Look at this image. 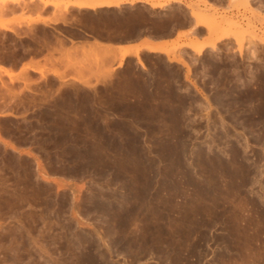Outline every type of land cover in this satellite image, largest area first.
Wrapping results in <instances>:
<instances>
[{"label": "rangeland", "instance_id": "obj_1", "mask_svg": "<svg viewBox=\"0 0 264 264\" xmlns=\"http://www.w3.org/2000/svg\"><path fill=\"white\" fill-rule=\"evenodd\" d=\"M168 1L69 6L58 21L38 0L0 12L19 36L28 19H45L27 35L53 34L56 46L27 62L62 75L63 89L30 94L32 69L0 60L13 74L0 70V264H264V0L220 11L207 0L165 10ZM184 5L236 21L240 42L229 35L194 60L177 58L185 71L139 56L144 69L128 59L116 73L97 52L59 42L63 25L83 22L116 37L166 34L189 20ZM10 35L0 30V40Z\"/></svg>", "mask_w": 264, "mask_h": 264}, {"label": "bare ground", "instance_id": "obj_2", "mask_svg": "<svg viewBox=\"0 0 264 264\" xmlns=\"http://www.w3.org/2000/svg\"><path fill=\"white\" fill-rule=\"evenodd\" d=\"M21 0H0V12L1 13H3V12H5V10L3 11V8L5 9L6 8V5H7V3L8 4H10V3H12V4H16V5H19V2H20ZM32 1V0H31ZM38 1H40L41 3H42V8H44L45 6H50V7H52V8H54L55 9V12H54V17H52V19H54L55 21H58V20H61L62 18H64V12H66L67 11V8L69 7V6H71V7H75V8H85V9H88V10H91V11H94V10H96V9H99V8H116V9H119L122 5H133L134 3H136V2H140V3H145L146 5L148 4L152 9L153 8H160L161 9V4L160 3H158V5H154V3L152 4H150V3H147L146 2V0H38ZM217 1V0H216ZM226 1V0H225ZM251 1L252 0H228L227 2H228V4L229 5H236L237 3H241V4H243L244 6H249V7H251L250 6V4H251ZM258 1H260V0H258ZM171 2H173V3H175V2H178L179 3V1H177V0H170V1H168L167 3H165V4H162L163 6V8H164V6L166 7V6H169V4L171 3ZM223 2V1H222ZM40 3V4H41ZM181 3V2H180ZM213 3V2H212ZM226 3V2H225ZM211 4V3H210ZM215 4V3H214ZM227 4V5H228ZM38 5V4H37ZM37 5H36V3H35V6H34V9L35 10H38L39 11V7H37ZM190 5V4H189ZM189 5H184V7H185V9L187 10H189L188 11V13H190L189 14V16H190V19L192 18V21H194V27H197V26H200L202 29H204L205 31L207 30V34H208V38L204 41V42H198V41H196L195 39L194 40H191V41H188L187 43H185L184 45H181V47H183V46H185L187 49H189L190 51H192V52H194L196 55H194V56H201V54L203 53V52H205V50L206 49H211L212 51H214V49H215V43L217 42V41H219V40H222V39H224V40H226L225 38H228L229 39V35H231V38H233L232 40L233 41H236V42H240V40H241V38H242V34H243V32H240V31H238V32H233V31H231L233 28H237V27H240L239 26V24L236 22V21H233V20H227L226 18H216V17H214V15H213V13L212 14H206L204 11L203 12H201L202 11V9H201V11H199V10H197V9H195V8H193L192 6H189ZM193 5V4H192ZM226 5V4H225ZM38 6H41V5H38ZM198 5H195V7H197ZM222 6V5H221ZM30 7V6H29ZM209 7V6H208ZM218 7V6H217ZM20 8V7H19ZM23 8V7H22ZM31 8V7H30ZM61 8V9H60ZM150 8V9H151ZM168 9L170 8V6L169 7H167ZM204 8V7H203ZM212 8V7H211ZM255 8V7H254ZM26 9V8H25ZM165 9V8H164ZM163 9V10H164ZM207 9H210V8H207ZM228 9V8H227ZM258 9V8H257ZM14 10V9H13ZM41 10V9H40ZM165 10H167V9H165ZM213 10V9H212ZM259 10V9H258ZM257 10V11H258ZM3 11V12H2ZM8 11H10V10H7L6 12H8ZM28 11H29V9H28ZM31 11H34L33 10V7H32V10ZM53 11V10H52ZM208 12H209V10H207ZM214 11V10H213ZM5 12V14H7ZM37 12V11H36ZM12 13V12H11ZM210 13H211V11H210ZM214 13H216V12H214ZM220 13V12H219ZM51 15V14H50ZM216 15V14H215ZM6 16V15H5ZM1 17V16H0ZM42 17V16H41ZM41 17H40V15H39V17L36 15V18L35 19H28L26 22H25V24L27 23V28H26V26H23V27H25V29H27V30H25L24 31V35L23 36H25L26 37V35L28 34V33H30V32H32L33 30H32V28H30L31 26V24L30 23H32V22H36L37 23V21H39V22H42V23H44V20H41ZM49 17H51V16H49ZM47 19V18H46ZM51 19V20H52ZM66 19V18H65ZM64 19V20H65ZM190 19H189V21H190ZM231 19V18H230ZM49 20V19H48ZM71 20V19H70ZM188 20V19H187ZM63 22V21H62ZM184 23V22H183ZM24 24V25H25ZM30 24V25H29ZM56 24V23H55ZM63 24V23H62ZM65 24V23H64ZM74 24H75V22H74ZM178 24V23H177ZM20 24H18V26H19ZM197 25V26H196ZM249 25V24H248ZM18 26H17V28H18ZM21 26V25H20ZM30 26V27H29ZM22 27V26H21ZM17 28L14 26V27H10L6 22H1L0 21V30H6V31H8L9 33H11V34H13V35H15V37H19V31H21L22 32V30H17ZM199 28V27H198ZM34 32V31H33ZM171 32V31H170ZM187 32V31H186ZM192 32V31H191ZM190 32V33H191ZM231 32H233L232 34H231ZM23 33V32H22ZM189 33V32H188ZM138 34V33H137ZM201 34V33H200ZM237 34V35H236ZM32 35H34V33H32ZM42 35V34H41ZM189 35H194V33H191V34H189ZM238 35H240V38H239V36ZM242 35V36H241ZM28 36V35H27ZM30 36H31V33H30ZM185 36V35H184ZM21 37V36H20ZM186 37H188V35H186ZM207 37V36H206ZM205 37V38H206ZM238 38V40H237V38ZM1 38V37H0ZM29 38V37H28ZM194 38V37H193ZM2 39V38H1ZM84 39V38H83ZM227 39V40H228ZM43 41V40H42ZM60 42V41H59ZM259 42V41H258ZM88 43V42H87ZM222 43V42H221ZM257 43V42H256ZM262 44H264V42H261ZM12 44V43H11ZM235 44H237V43H235ZM259 44H260V42H259ZM60 45V44H59ZM86 45V44H85ZM96 45V44H95ZM255 45V44H254ZM261 45V44H260ZM178 46V45H177ZM235 46V45H234ZM255 46H257V45H255ZM61 47V46H60ZM78 47V46H77ZM171 47H173V46H171ZM180 47V46H179ZM238 49H237V51L236 52H238L240 55L239 56H241V53H243V52H241V46L240 45H238ZM258 47V46H257ZM72 48V47H71ZM88 48V47H87ZM103 48H105V47H103ZM173 48H175L176 49V45H175V47H173ZM173 48H170V49H166V48H154V47H149V48H147L146 47V49L148 50L149 49V51H155V52H159V53H161V54H163V55H166L167 57H169L170 55H173V54H175L174 53V50H173ZM245 48V47H244ZM47 49V48H46ZM99 49V48H98ZM173 51H172V50ZM178 49V48H177ZM218 49V48H217ZM220 49V48H219ZM226 49H228V48H226ZM229 49H230V47H229ZM249 49V48H248ZM254 49V48H253ZM58 50H59V48H58ZM96 50H97V48H96ZM100 50H101V48H100ZM121 50V49H120ZM132 50V49H131ZM130 50V51H131ZM179 50V49H178ZM246 50H247V48H246ZM255 50V49H254ZM52 51V50H51ZM75 51V50H74ZM88 51V50H87ZM95 51V50H94ZM99 50H97V52H98ZM102 52L103 51H106V49L105 50H101ZM122 51V50H121ZM128 51V50H127ZM127 51H125L124 49H123V51L121 52V54L119 55V58H118V60H119V66L121 65V63H122V61H123V58L126 56V55H128V53H129V51L127 52ZM218 51V50H217ZM234 51V50H233ZM256 51V50H255ZM258 51V50H257ZM61 52V51H60ZM73 52V51H72ZM89 52V51H88ZM102 52H101V55L103 56V55H105V54H102ZM176 52V51H175ZM182 52V51H181ZM78 53H80V52H78ZM90 53V52H89ZM104 53H106V52H104ZM111 52H109V54H110ZM133 53H134V51H133ZM253 54L254 53V51H253V53L252 52H249V54ZM259 53V52H258ZM71 54V53H70ZM73 54H75V53H73ZM108 54V52H107V55H109ZM130 54V53H129ZM179 54V53H178ZM177 53H176V55H178ZM183 54V53H182ZM248 54V53H247ZM255 54V53H254ZM253 54V55H254ZM68 55H69V52H68ZM87 55H89L88 53H87ZM95 55V54H94ZM97 55L99 56V53H97ZM96 55V56H97ZM135 55V54H134ZM162 55V56H163ZM246 55V54H245ZM252 55V56H253ZM84 56V55H83ZM173 56H175V55H173ZM251 56V55H250ZM78 57V56H77ZM82 57V56H81ZM87 57V56H86ZM136 59H137V64H138V66H139V68L141 67L142 69H144V65H143V62L139 59V56L137 55V51H136ZM183 56H178V58H182ZM255 57V56H254ZM257 57V56H256ZM255 57V58H256ZM58 58V57H57ZM61 58V57H60ZM67 58V57H66ZM85 58V57H84ZM91 58V57H90ZM93 58V57H92ZM98 58V57H97ZM175 58H177V57H175ZM249 58V57H248ZM250 58H252V57H250ZM249 58V59H250ZM51 59V58H50ZM70 59V58H69ZM75 59H76V57H75ZM82 59V58H81ZM99 59H100V56H99ZM254 59V58H253ZM257 59V58H256ZM66 60V59H65ZM73 60V59H72ZM182 60V59H181ZM190 60V59H189ZM26 61V60H25ZM32 60H29L28 62H31ZM112 61H114V60H112ZM167 61V60H166ZM172 61H176V62H178L179 64H181L183 67H187V65H185L186 63H182V62H180V60L178 59V60H172ZM27 62V61H26ZM27 62V64H24V63H22L21 64V66L23 67L24 66V68L22 69L21 67V69L22 70H27V68H29V69H32V68H34V67H31V64L30 63H28ZM44 62V61H43ZM52 62V61H51ZM169 62V61H168ZM41 63V62H40ZM24 64V65H23ZM84 65V64H83ZM100 65V64H99ZM103 65V64H102ZM105 63H104V66H102L103 68H105ZM190 65V64H189ZM59 66V65H58ZM118 66V67H119ZM41 67V66H40ZM100 68H101V66H99ZM108 67H109V65H108ZM186 67H185V69H186ZM189 67V66H188ZM2 68H4V70L2 69ZM5 68L6 67H1L0 68V70L1 71H3L4 72V74H6L8 77H10V76H13V74L11 75V73H10V71L8 70V67H7V69L5 70ZM42 68V67H41ZM80 68V67H79ZM35 69V68H34ZM34 69H32V70H34ZM109 69V68H108ZM188 70V69H187ZM186 70V71H187ZM12 71V70H11ZM52 71V70H51ZM53 71H54V69H53ZM59 71V70H58ZM101 72H102V74H103V76H104V73L103 72H105L104 70L102 71V70H100ZM109 71V70H108ZM107 71V72H108ZM113 71V70H112ZM22 72H24V71H22ZM27 72V71H26ZM56 72V71H55ZM54 72V73H55ZM61 72V71H60ZM96 72H98V71H96ZM100 72V73H101ZM111 72V70L109 71V73ZM115 72V71H114ZM25 73V72H24ZM39 73H41V72H39ZM58 73V72H57ZM99 73V74H100ZM111 73H113V72H111ZM110 73V74H111ZM44 74V73H43ZM42 74V75H43ZM71 74V73H70ZM75 74V73H74ZM99 74H98V78L101 76H99ZM105 74H106V72H105ZM27 75V74H26ZM55 75H56V73H55ZM58 75V74H57ZM108 75L109 74H106V79H107V77H108ZM112 76H114L113 74H112ZM18 77V76H17ZM17 77H14V80H15V78H16V80H17ZM24 77V76H23ZM59 78L60 77H62V75L61 76H58ZM95 77H97V76H95ZM104 77V78H105ZM109 77H111V75H109ZM13 78V77H12ZM25 78V77H24ZM24 78H18V79H21V80H25ZM97 78V79H98ZM27 79V78H26ZM100 79V78H99ZM106 79H105V81L104 82H106ZM112 79V78H111ZM13 80V79H12ZM107 80H110V78H108ZM20 81V80H19ZM76 81H78V80H76ZM82 83H83V80H80ZM85 81V80H84ZM89 81V80H88ZM99 81V80H98ZM97 81V82H98ZM2 82V81H1ZM80 82V83H81ZM103 82V83H104ZM148 82V81H147ZM84 83H86V81L84 82ZM99 83H100V81H99ZM101 84V83H100ZM109 84V83H108ZM3 85H5V84H3ZM25 85V84H24ZM90 85V84H89ZM88 85V86H89ZM103 85V84H102ZM146 86V85H145ZM27 88H28V86H27ZM49 88V87H48ZM189 89V88H188ZM12 90V89H11ZM27 91V90H26ZM56 91V90H55ZM19 92V91H18ZM15 93V92H14ZM14 93H12L13 95H14ZM51 93V92H50ZM109 94V93H108ZM17 94H15L14 96H16ZM18 103V102H17ZM9 105V104H8ZM185 117V116H184ZM136 130V129H135ZM117 132H118V130H117ZM12 148V147H11ZM170 154H172V153H170ZM124 155V154H123ZM138 158V157H137ZM170 158V157H169ZM231 161V160H230ZM235 161V160H234ZM170 164V163H169ZM38 165H39V163H38ZM172 165V164H171ZM223 169H225V168H223ZM39 173V172H38ZM222 173V172H221ZM190 198V197H189ZM203 201V200H202ZM203 203H204V201H203ZM176 224V223H175ZM80 244V243H79ZM185 248V247H184ZM170 254V253H169ZM177 262V261H176Z\"/></svg>", "mask_w": 264, "mask_h": 264}, {"label": "crops", "instance_id": "obj_3", "mask_svg": "<svg viewBox=\"0 0 264 264\" xmlns=\"http://www.w3.org/2000/svg\"><path fill=\"white\" fill-rule=\"evenodd\" d=\"M207 1L209 2V5L213 6L214 8H217L219 11L229 9V4L227 2L228 0H226V1L225 0H217V1L216 0H207ZM253 1L254 0H252L251 3ZM258 9H256V10H258ZM187 11H189V10H187ZM188 14H190V13H188ZM193 25H194V21H192V18H191L190 21L188 20L187 23H185V24L174 25L172 27V29L170 30L171 32L166 33V34L150 33V32H147V30L144 28V29L140 30L139 32H137L138 34L136 33L135 35H132L131 37H116V36L111 35V34L96 33L92 22H83L82 23V30L85 34H82L80 37H76L75 38L76 40L68 43L67 46L75 47L77 49V51H79L81 48L85 49V50H91V51L95 50V52H97V50H99L97 53H99L100 55L102 52L101 50L106 49V51L102 52V54H105V55H103V56L101 55V57H102L101 60H104L102 63L103 64L102 66H104V63L106 64L105 68L102 67V69H107L108 65H109V68H113V70L115 71L114 73H116L125 64L126 60H128V59H131L134 66L138 70H140V68L136 62V60H137L135 57L136 51H137V55L140 56L141 59H149V57H151V56H161L163 60H165V61L167 60L166 61L167 63L183 67L178 62L172 61V60H178L177 59L178 56H183L184 59H186V60H189V59L194 60V59H196V57L194 56V52L190 51L185 46L181 47V45H184L188 41H191L194 39L198 42H204L208 38V34L206 33L207 31L202 29L200 26L196 25L197 27H194ZM190 32L194 33V35H189V34H191ZM186 35H188V37H186ZM225 39L226 40L222 39V40L217 41L215 43V46H217V45L221 46L222 44L226 43L228 38H225ZM175 45H176V49L173 48V47H175ZM171 46H173V47H171ZM103 47H105V48H103ZM146 47L147 48H149V47L166 48V49L173 48V50L175 49L174 50L175 54H173L175 56L170 55L169 57H167L166 55H163L159 52L149 51V49L147 50ZM96 48H97V50H96ZM100 48H101V50H100ZM120 49L122 51H123V49L125 51L128 50L130 54L128 53V55H126L123 58L121 65L118 67L117 62L112 61V60H118L119 55L122 52ZM207 50H209V49H206L205 51H207ZM133 51H134V53H133ZM209 51H212V50L210 49ZM104 52H106V53H104ZM107 52H108V54H109V52H111V53L109 55H107ZM176 53L177 54L179 53V54L176 55ZM175 57H177V58H175ZM183 70L185 71L184 67H183ZM69 82H72V81L69 80Z\"/></svg>", "mask_w": 264, "mask_h": 264}, {"label": "flooded vegetation", "instance_id": "obj_4", "mask_svg": "<svg viewBox=\"0 0 264 264\" xmlns=\"http://www.w3.org/2000/svg\"><path fill=\"white\" fill-rule=\"evenodd\" d=\"M63 26L65 27L63 30L66 32V34L60 33L61 38L59 39L65 47L68 43L75 41L76 37H80L82 34H85L82 30V27L71 25ZM47 28V31L50 32L51 27L47 26ZM10 36L15 37V35ZM53 36V34H49L48 36L45 34L41 35V33L35 32L32 37H25L22 35L21 37L17 36V39L8 42L0 40V60L9 65L18 63L16 69H18L21 64L25 62V60H38L39 62H42L43 59L48 57V54L51 52V49L56 46L57 41L52 39ZM18 38H21V40H19ZM30 75L33 77V79H35L36 83L35 88L28 90L30 94H63L62 88H59L58 90L56 88L57 85H59L60 81V79L56 75L52 73L40 75L35 70H30ZM66 78L68 79V77ZM49 85L54 86L49 87Z\"/></svg>", "mask_w": 264, "mask_h": 264}]
</instances>
